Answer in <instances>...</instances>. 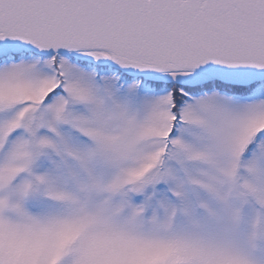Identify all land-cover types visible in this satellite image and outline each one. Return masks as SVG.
<instances>
[{
  "label": "snow or ice",
  "instance_id": "obj_1",
  "mask_svg": "<svg viewBox=\"0 0 264 264\" xmlns=\"http://www.w3.org/2000/svg\"><path fill=\"white\" fill-rule=\"evenodd\" d=\"M0 264H264V0H0Z\"/></svg>",
  "mask_w": 264,
  "mask_h": 264
}]
</instances>
